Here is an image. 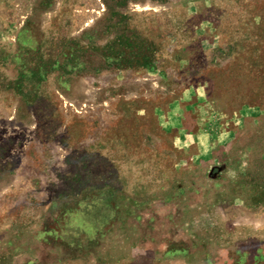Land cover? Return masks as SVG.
Instances as JSON below:
<instances>
[{"label": "rangeland", "instance_id": "obj_1", "mask_svg": "<svg viewBox=\"0 0 264 264\" xmlns=\"http://www.w3.org/2000/svg\"><path fill=\"white\" fill-rule=\"evenodd\" d=\"M0 264H264V0H0Z\"/></svg>", "mask_w": 264, "mask_h": 264}]
</instances>
